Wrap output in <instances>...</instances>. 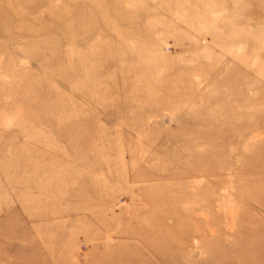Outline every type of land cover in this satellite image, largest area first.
I'll list each match as a JSON object with an SVG mask.
<instances>
[{"label":"rangeland","instance_id":"obj_1","mask_svg":"<svg viewBox=\"0 0 264 264\" xmlns=\"http://www.w3.org/2000/svg\"><path fill=\"white\" fill-rule=\"evenodd\" d=\"M0 264H264V0H0Z\"/></svg>","mask_w":264,"mask_h":264}]
</instances>
